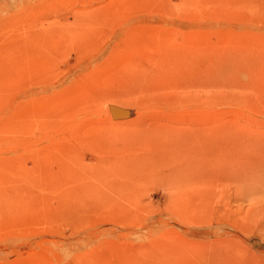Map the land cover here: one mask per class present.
I'll list each match as a JSON object with an SVG mask.
<instances>
[{
    "label": "rangeland",
    "instance_id": "374dc122",
    "mask_svg": "<svg viewBox=\"0 0 264 264\" xmlns=\"http://www.w3.org/2000/svg\"><path fill=\"white\" fill-rule=\"evenodd\" d=\"M0 264H264V0H0Z\"/></svg>",
    "mask_w": 264,
    "mask_h": 264
}]
</instances>
